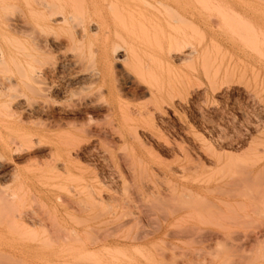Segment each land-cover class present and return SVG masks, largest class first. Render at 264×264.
Returning <instances> with one entry per match:
<instances>
[{
	"label": "rangeland",
	"instance_id": "obj_1",
	"mask_svg": "<svg viewBox=\"0 0 264 264\" xmlns=\"http://www.w3.org/2000/svg\"><path fill=\"white\" fill-rule=\"evenodd\" d=\"M112 2L100 32L48 56L83 63L0 107V264H264V0ZM131 5L148 22L129 42ZM117 34L125 62H106ZM172 38L198 56L172 60ZM77 68L99 77L67 84Z\"/></svg>",
	"mask_w": 264,
	"mask_h": 264
},
{
	"label": "bare ground",
	"instance_id": "obj_2",
	"mask_svg": "<svg viewBox=\"0 0 264 264\" xmlns=\"http://www.w3.org/2000/svg\"><path fill=\"white\" fill-rule=\"evenodd\" d=\"M22 1L25 2V7H23V9L15 7L16 6L15 5L16 0H0V105H1L0 107L2 109L4 108L5 109L4 111H6V110L8 111L10 109L11 104H13V103H15L17 106V103L20 102L19 99H21V97L23 98V96L25 95L26 92L36 96V97L33 96L36 99H37V97H41V98L46 97L47 95L45 96L46 92L44 93V87L43 86L47 82L46 79L47 80L50 79L48 77H51L53 74H55V75H57V78L58 77H59V79L63 78L65 75L66 76L70 75L69 74L70 72L67 73L68 70H70L71 68H73V70H74V68L76 66H78L79 61H80V64L83 63L80 60L81 58L75 56V54L72 55L71 57H67L61 53L62 51H60V53L63 55V57L61 56L62 59L58 58L59 62L57 61L58 60L57 58L55 60H52V62H50L48 60V56L50 54H53V53L55 54L56 51L61 50L64 46H75L78 44L80 45L81 43H83V41H85L89 37L90 38H91V36L93 37L100 30V27L104 26L101 23V22L104 23V21L106 20L105 16L103 15L104 10L106 8H111L110 6L112 5V3H114V5H115V2H112L113 0H22ZM114 1H116V0H114ZM143 1L146 2V0H143ZM200 2H201V0H200ZM147 3H148V1H147ZM141 4H143V3H141ZM149 4H151V3H149ZM117 9L115 7L116 11H117ZM113 11H109V12H113ZM116 13H118V12H116ZM118 15H120V12ZM127 15L128 16L126 17L127 20L125 23H123V21H122L124 19L121 20L122 23H120V21H117V22H119L121 24L120 25L118 23L123 28L124 31L126 30L127 37H128L127 40L130 42V40L132 41L135 38L134 35L135 34L137 35L139 33L140 29L142 30L143 28H145V24H147L146 21L148 22V20H147V17H144L142 14L138 13V10L136 8H134V6H132V5L129 6V10L127 11ZM112 16H114V15H112ZM104 18H105V20H104ZM121 18H122V16H121ZM150 26L152 27V25H150ZM109 27H107V28L109 29ZM104 28H105L104 31H107L106 26ZM124 31H123V33H124ZM143 31H145V30L143 29ZM146 31H148V30H146ZM242 31H243V29H242ZM140 33H142V31ZM242 34H243V32H242ZM113 35H114V33H113ZM116 36H117L116 41L112 44V46H110L109 48H106V49L104 47L105 51L103 53V58H104L103 60H105L106 62L110 61L112 59L122 60L123 62H125L126 53H125L124 45L127 44V40H125L126 38L124 39L123 37L118 36V34ZM138 36H140V34H138ZM250 38H251V36H250ZM156 39H158V38H156ZM169 42H170V40H169ZM169 42H167V44ZM177 42H178V40L176 41V38H172L170 44L173 43L176 45ZM179 44L181 45V43H179ZM102 45H104V44L102 43ZM153 45H154V43H153ZM180 45H179V48H176L175 51H173V52H170L172 50L169 51V49H168L167 52H168V54L172 60H174V58L176 57L178 60H180V62H183V60L189 61V59L196 58V56H198V55H196L197 54L196 49H193V47H186L185 48L184 44H183L184 46L183 45L180 46ZM158 50H160V49H158ZM89 51H91V50H89ZM68 56H70V55H68ZM98 57H99V55H98ZM54 58H55V56H54ZM170 58H168V59L171 60ZM164 61H165V59H164ZM86 70L87 69H85V72H86ZM82 71H83V69H82ZM87 71H89V70H87ZM80 72L81 71L79 69L74 71L73 73L77 74V75L73 76L74 77L73 83L67 82V84H74L75 85L77 83L78 85L79 84L84 85V84H87L89 81L94 80L98 74V72H95V70L91 71L90 73H80ZM71 76H72V74H71ZM101 77H103V76H101ZM51 78H53V77H51ZM51 80L49 83L53 82ZM129 82H132V81L129 80ZM53 84H54V82H53ZM58 86L60 87V84L55 83V85H53V88H56ZM67 87H70V86H67ZM72 91L74 93V90H72ZM72 91L70 90L67 92H72ZM148 93L152 94V93H154V91L150 88V89H148ZM54 94H55V91H54ZM49 96H51V95H49V93H48V97H47L48 99H50ZM53 97H54V95H53ZM88 98H90V97H88ZM33 101H35V100H33ZM36 101H37V103L34 105H31L29 103L30 105L29 104H28L29 106L27 105L28 106L27 110L29 109L30 111H32L31 113H33V112H42V113L45 112L46 111L45 110V108H46L45 104L46 103L44 102L45 99L44 100L41 99L40 101L36 100ZM96 101H97V99H96ZM88 102L92 103L93 98L90 99ZM50 105H52V104H49V106ZM101 107H102V105H101ZM108 110H109V108L105 109L104 111L107 112ZM135 111H137V109ZM81 112L86 116L85 117L86 119L92 121V119H93L92 112L88 111V109L83 110ZM141 112H139V113L137 112L138 114H136V115H138V116L143 115ZM144 112H146V111H144ZM133 113H135V112H133ZM57 116H59V115H57ZM53 117H55V116H53ZM62 117H64V116L54 118V123L52 122L54 124V126L60 127V124L64 123V122L62 123ZM34 118H35V115H34ZM63 121H65V120H63ZM66 123H68V122H66ZM42 129H45V127ZM46 129H47V127H46ZM48 129H49V127H48ZM41 131L42 130H40V132ZM27 135L25 136L23 141L11 140L8 143L7 141L10 140L11 138H7L6 142L8 144L7 143H6V145L4 144L5 147L4 148L2 147V149H4L2 151H7V152L8 151L10 152L12 150L17 151V150L21 149L23 146L25 147V145H26V147L27 146L28 147H34V144L40 143L42 138H44V136H42L41 133L40 134H38V133L34 134L33 133V134H29L28 136ZM43 135H47V134H43ZM19 137H21V136H19ZM21 138H23V137H21ZM0 149H1V147H0ZM68 151H70V150H68ZM7 152H5V153H7ZM67 155L70 156L69 153H67ZM0 156H1V153H0ZM3 156H4V154H3ZM0 166H1V164H0ZM256 176H258V175H256ZM233 183L234 184L232 185V187L238 186V183H236V182H233ZM228 190L230 191V188L226 189V191H228ZM257 192L258 191H255V195L257 194ZM253 194H254V192H253ZM262 194H263V192H262ZM260 196L259 197L256 196V197L260 198ZM250 197H252V195ZM251 199H254V198H251ZM257 200H256V202H257ZM212 234L213 233H209L208 235L211 236ZM253 237H255V239H257L256 235ZM214 238H215V236H214ZM68 245H70V244H68ZM70 250H68V251H70Z\"/></svg>",
	"mask_w": 264,
	"mask_h": 264
}]
</instances>
